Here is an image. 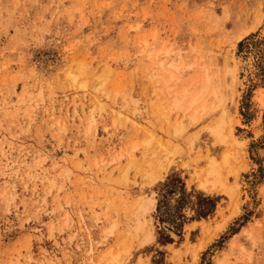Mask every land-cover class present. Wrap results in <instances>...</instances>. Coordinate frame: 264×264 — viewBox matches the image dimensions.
Returning a JSON list of instances; mask_svg holds the SVG:
<instances>
[{
    "label": "rangeland",
    "instance_id": "1",
    "mask_svg": "<svg viewBox=\"0 0 264 264\" xmlns=\"http://www.w3.org/2000/svg\"><path fill=\"white\" fill-rule=\"evenodd\" d=\"M263 87L264 0H0V264H264Z\"/></svg>",
    "mask_w": 264,
    "mask_h": 264
},
{
    "label": "bare ground",
    "instance_id": "2",
    "mask_svg": "<svg viewBox=\"0 0 264 264\" xmlns=\"http://www.w3.org/2000/svg\"><path fill=\"white\" fill-rule=\"evenodd\" d=\"M254 54H255V52L252 50L251 52H250V54H249V56H248V59L246 60V62H240V63H237V65H236V74L234 73V83H235V88H237V86L239 85V84H243L242 86L244 87V84L246 83V71H245V76L243 77V79H241V77H238V71H240V70H242V68H246L247 67V69L249 70L248 72H251L250 74H253L254 73V64L253 63H255V62H253V57H254ZM171 66H172V64H170ZM174 66V65H173ZM231 73H232V71H230V75H231ZM255 76V75H254ZM241 79V80H240ZM239 83V84H238ZM241 85H240V87H242ZM247 86V85H246ZM261 89V88H260ZM236 90V93H237V95L239 94V91H238V88L237 89H235ZM261 94H264V87L262 88V90H256V95H257V97H258V99H259V104H260V106H261V108L264 106V96H261ZM240 97V96H239ZM238 97V98H239ZM237 98V99H238ZM196 101V100H195ZM194 101V102H195ZM256 101V100H255ZM176 103V102H175ZM179 106V105H178ZM236 106H237V104H236ZM259 105H258V107H260ZM236 108V107H235ZM264 108V107H263ZM236 111V110H235ZM237 114V112H235V114L234 115H236ZM225 117H226V113L224 112V113H222V115H221V117H220V120H217L218 121V123L216 124V126H215V124H214V126L215 127H212V131H213V133H214V135L216 136V138H218V139H221V138H224V137H222V133H223V131H224V125L225 124H227L226 123V121H225ZM233 118H235V117H233ZM232 118V119H233ZM194 120H195V118H193ZM235 119H236V121H235ZM235 119H233L232 121L235 123V124H239L240 122V120L239 119H237V118H235ZM216 121V122H217ZM260 121H261V118H260V116L258 117V119L257 120H255V123L256 124H260ZM196 122V121H195ZM234 123H233V125H234ZM226 126V125H225ZM232 128H233V126H232ZM234 129V128H233ZM174 130V129H173ZM235 130V129H234ZM233 130V131H234ZM232 131V132H233ZM211 133V132H210ZM230 134H232V133H230ZM173 135H175V134H173ZM233 135V134H232ZM215 138V139H216ZM226 139V138H225ZM216 141H218V140H216ZM215 141V142H216ZM245 141V140H244ZM219 143H221V142H219ZM222 144V143H221ZM229 157V156H228ZM228 158L227 157H225V161L227 160ZM211 162H210V168H209V176H211L212 178H213V182H218V164H217V162L214 160V159H212V160H210ZM208 164V163H207ZM221 166V165H220ZM220 168V167H219ZM148 177H149V175H147ZM157 180V177H154V176H152V178H151V181L152 182H155ZM208 182H206V183H202L200 186H201V188L202 189H205V190H207V189H209L208 188V184H207ZM211 187V186H210ZM214 189V188H213ZM154 202L153 201H150L149 202V206L151 207V205L153 204ZM200 248H203V246L201 245V247Z\"/></svg>",
    "mask_w": 264,
    "mask_h": 264
},
{
    "label": "trees",
    "instance_id": "3",
    "mask_svg": "<svg viewBox=\"0 0 264 264\" xmlns=\"http://www.w3.org/2000/svg\"><path fill=\"white\" fill-rule=\"evenodd\" d=\"M177 183L182 185L179 180H177ZM168 185L169 184H166L165 187H168ZM201 201L202 202H201L199 208L195 212L197 218H206L207 216L211 215L214 211L216 212V209H215L216 201H217L216 198L204 197Z\"/></svg>",
    "mask_w": 264,
    "mask_h": 264
}]
</instances>
